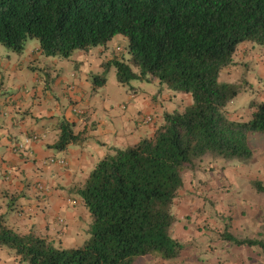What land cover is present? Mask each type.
<instances>
[{
    "label": "trees",
    "instance_id": "1",
    "mask_svg": "<svg viewBox=\"0 0 264 264\" xmlns=\"http://www.w3.org/2000/svg\"><path fill=\"white\" fill-rule=\"evenodd\" d=\"M116 36L127 40L126 61L117 70L122 85L158 82L189 94L192 104L166 112L153 138L124 149L112 148L78 191L92 218L88 240L64 249L34 234L22 235L0 221V247L27 264H138L139 258H180L186 243L175 240V201L184 175L208 155L249 162L250 134H264V103L249 121L232 120L226 108L240 86L221 75L233 64L240 44L264 47V0H0V45L22 54L37 40L46 57L69 59L76 51L106 47ZM117 53V48H116ZM122 55V54H120ZM94 89L105 76H92ZM81 137L63 122L54 148L63 151ZM252 187L264 194V184ZM224 240L238 247L264 243Z\"/></svg>",
    "mask_w": 264,
    "mask_h": 264
},
{
    "label": "crops",
    "instance_id": "2",
    "mask_svg": "<svg viewBox=\"0 0 264 264\" xmlns=\"http://www.w3.org/2000/svg\"><path fill=\"white\" fill-rule=\"evenodd\" d=\"M114 39L111 51L96 47L69 59L44 56L37 40L28 41L20 55L0 47V163L11 173L9 178L0 173V221L15 232L60 242L64 249L84 245L89 235L83 221L91 215L78 191L91 172L112 148L153 138L166 112L183 111L177 109L182 98L192 104L152 81L147 82L155 89L142 93L118 81L109 86L107 78L94 89L92 76L103 75L104 66L119 56L118 46L127 47L124 37ZM147 117L152 122H143ZM63 122L73 125L81 141L58 151ZM14 144H24L27 156L16 154ZM50 158L67 166L49 164ZM180 230L176 223L171 236L184 242ZM0 264L27 263L0 247Z\"/></svg>",
    "mask_w": 264,
    "mask_h": 264
},
{
    "label": "rangeland",
    "instance_id": "3",
    "mask_svg": "<svg viewBox=\"0 0 264 264\" xmlns=\"http://www.w3.org/2000/svg\"><path fill=\"white\" fill-rule=\"evenodd\" d=\"M114 45L115 39L107 47L111 51ZM116 58L126 61L128 54ZM116 75V68L110 67L107 72L104 68L102 76L111 86L112 81L117 82ZM221 79L240 86V94L226 108L229 117L249 121L256 106L264 103V47L252 42L240 44L233 64L223 71ZM120 85L126 89L134 87L141 93L155 89V85L142 80ZM181 95L192 102L189 94ZM181 103L177 109L185 110L188 101L182 98ZM249 144L254 149L249 162L225 161L208 155L185 173V186L174 204L180 212L174 208L173 213L181 227L179 235L186 240V250L176 260L163 261L149 255L139 258L138 264H264L260 247H238L223 238L225 232H230L236 239L264 243V194L251 185L255 180L264 184V134H250ZM63 223L61 220L60 224ZM83 224L89 233L92 218L85 219ZM58 234L62 235V231ZM56 246L62 248L60 242Z\"/></svg>",
    "mask_w": 264,
    "mask_h": 264
},
{
    "label": "built area",
    "instance_id": "4",
    "mask_svg": "<svg viewBox=\"0 0 264 264\" xmlns=\"http://www.w3.org/2000/svg\"><path fill=\"white\" fill-rule=\"evenodd\" d=\"M117 53L120 55L123 53H127V51L125 48L118 46L117 47ZM143 122L150 123V122H152V118L151 117L144 118ZM32 139L34 141H36L38 138L34 136ZM13 151L20 156H23V157L27 156V151L25 150L24 144H14ZM47 162L49 164L58 163L61 166H64V167L67 166V162L65 160H57L55 158H50L47 160ZM0 173L3 174L6 178H9L10 174H11L9 172V170L7 168H5V166L2 163H0ZM40 189H42V188H40ZM73 203L75 204V202H73Z\"/></svg>",
    "mask_w": 264,
    "mask_h": 264
}]
</instances>
